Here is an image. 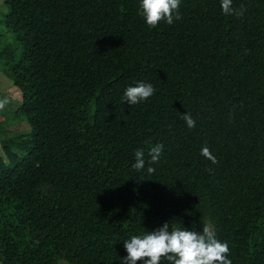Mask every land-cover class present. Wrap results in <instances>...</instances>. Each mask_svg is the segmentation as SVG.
<instances>
[{
    "label": "trees",
    "instance_id": "16d2710c",
    "mask_svg": "<svg viewBox=\"0 0 264 264\" xmlns=\"http://www.w3.org/2000/svg\"><path fill=\"white\" fill-rule=\"evenodd\" d=\"M1 2L28 130L0 139V264H125L124 241L165 223L209 224L231 264H264V0H180L156 27L141 0ZM140 82L154 94L127 104Z\"/></svg>",
    "mask_w": 264,
    "mask_h": 264
},
{
    "label": "clouds",
    "instance_id": "9594fccd",
    "mask_svg": "<svg viewBox=\"0 0 264 264\" xmlns=\"http://www.w3.org/2000/svg\"><path fill=\"white\" fill-rule=\"evenodd\" d=\"M179 6L180 0H141L142 14L150 27H156L161 21L171 25L174 20H179ZM221 8L224 14L242 15L243 11L237 13L232 8V0H221ZM153 94L154 88L151 84L140 82L125 90L124 99L127 104L135 105ZM7 103V99L0 100V110H3ZM182 118L190 129L195 127V120L191 114H185ZM162 149V144L150 148L148 153L150 163L158 162ZM201 154L212 163L217 162L207 147L201 149ZM135 160L132 167L137 170L144 169L143 150L136 151ZM147 171L153 173L155 169L148 167ZM169 228V224L165 223L143 237L132 236L125 240L124 248L127 252V256L123 258L125 264H137L138 261H142L143 264H161L162 258L169 264H231V260L227 258L228 244L216 238L211 225H204L201 232L179 228L170 231Z\"/></svg>",
    "mask_w": 264,
    "mask_h": 264
},
{
    "label": "rangeland",
    "instance_id": "374dc122",
    "mask_svg": "<svg viewBox=\"0 0 264 264\" xmlns=\"http://www.w3.org/2000/svg\"><path fill=\"white\" fill-rule=\"evenodd\" d=\"M7 8L5 7V5L2 4L1 0H0V32H2L4 30V26H3V15L6 12ZM8 39L11 40L10 35L8 36ZM11 80L5 75V73L0 70V91L5 92L6 96L9 95L8 92L9 90H6L7 87L10 85ZM10 92H12L10 90ZM13 93V92H12ZM15 94L13 93L11 96H14ZM9 98V96H7ZM9 104L6 105V107L3 110L1 114H0V139L1 138H8V137H13L14 134L17 133H24L28 130V124L23 122V123H18L16 121H13V113H14V107H15V102L14 100L9 101ZM10 105L13 106V109L10 108ZM3 116V117H2ZM5 118V119H4ZM5 120L7 121V123H2L5 122ZM15 120V119H14ZM9 121V122H8ZM12 122V123H10ZM3 127V128H1Z\"/></svg>",
    "mask_w": 264,
    "mask_h": 264
},
{
    "label": "crops",
    "instance_id": "0c3cea01",
    "mask_svg": "<svg viewBox=\"0 0 264 264\" xmlns=\"http://www.w3.org/2000/svg\"><path fill=\"white\" fill-rule=\"evenodd\" d=\"M7 88H10V86H8ZM0 90H1V89H0ZM10 90H11V89H9V91H10ZM11 91H12V90H11ZM12 92H13L15 95L17 94V92L14 91V90H13ZM9 101H12V99L9 98L8 102H9ZM7 104H9V103H7ZM7 104H6V105H7ZM5 107H6V106H5ZM16 107H17V103H15V108H16ZM10 108L13 109V106L10 105ZM2 112H3V111H0V114H1ZM2 117H3V116H2ZM2 123H3V122H2Z\"/></svg>",
    "mask_w": 264,
    "mask_h": 264
}]
</instances>
